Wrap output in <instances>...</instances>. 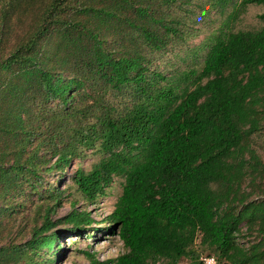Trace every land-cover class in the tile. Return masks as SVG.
I'll return each mask as SVG.
<instances>
[{"label":"trees","instance_id":"trees-1","mask_svg":"<svg viewBox=\"0 0 264 264\" xmlns=\"http://www.w3.org/2000/svg\"><path fill=\"white\" fill-rule=\"evenodd\" d=\"M249 5L264 0H0V264H55L64 232L94 228L78 202L116 176L124 252L89 264H264V12L226 28ZM213 10L200 64L160 69Z\"/></svg>","mask_w":264,"mask_h":264},{"label":"rangeland","instance_id":"rangeland-1","mask_svg":"<svg viewBox=\"0 0 264 264\" xmlns=\"http://www.w3.org/2000/svg\"><path fill=\"white\" fill-rule=\"evenodd\" d=\"M228 10H230L228 8ZM264 12V6L261 5H249L244 11L240 12L235 18L228 21L226 28H231L232 31L239 29H251L262 25V21L258 17L259 14ZM227 18V11L219 13L213 10L211 14L205 17L196 28L199 30L193 35L186 43L178 45L175 48L169 49L159 59L155 61V64L160 65V69L167 70L169 73L174 68L180 67L185 69L193 64L198 65L202 61L203 55L206 53V48L200 49L201 45L209 42L208 38H212L218 29L224 27L223 21ZM197 54L195 55V51ZM257 150L264 155V138L258 140ZM96 155H90L87 158L81 160V164L85 167H89L92 162L96 160ZM79 162V161H77ZM75 170V162L71 168H68V172L72 173ZM65 181V184H63ZM122 178L116 176L110 186L105 189V193L101 194L93 202L84 203L80 200L78 202L79 209H86L94 217L95 221L92 226L93 229L82 233L78 236L64 232L60 238L61 248L58 250V258L55 264H89V259L85 252H93L99 260H105L114 258L117 255L124 252V246L119 239L117 233L110 232L106 228L108 225L105 218L114 209V204L118 195L121 192ZM70 183V180L66 177L61 182L62 187ZM68 198L66 193L63 195V202L58 207L55 217H61L68 210H70ZM177 264H193L190 259L182 258Z\"/></svg>","mask_w":264,"mask_h":264},{"label":"built area","instance_id":"built-area-1","mask_svg":"<svg viewBox=\"0 0 264 264\" xmlns=\"http://www.w3.org/2000/svg\"><path fill=\"white\" fill-rule=\"evenodd\" d=\"M200 260L201 264H218L213 256H202Z\"/></svg>","mask_w":264,"mask_h":264}]
</instances>
